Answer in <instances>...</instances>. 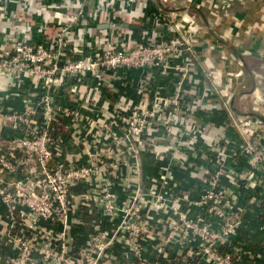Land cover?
I'll return each mask as SVG.
<instances>
[{"label": "built area", "instance_id": "1", "mask_svg": "<svg viewBox=\"0 0 264 264\" xmlns=\"http://www.w3.org/2000/svg\"><path fill=\"white\" fill-rule=\"evenodd\" d=\"M31 1L22 0L21 8L26 9ZM101 1H105L106 8L115 5L113 0ZM132 1L124 0L120 13L119 10L117 12V7L109 11L108 9L100 11L98 8L89 11L86 3L74 0L67 3L64 8L66 14L63 15L65 19L63 23L57 22V25L52 23L48 12L52 5L49 4H43L36 9L32 19L18 17L14 26L16 34H9L8 47L0 51V78H9L12 80V87L17 89L27 84L29 91L26 90V93L38 95L36 99L42 105L46 119L51 121L54 118L53 110H70L69 113L78 115V107H61L55 102V96L60 90L66 88L74 90L69 87L71 80L82 82L84 77L90 76L94 80L96 86L94 90H96L100 87L105 74L115 75V72L121 70L149 69L163 75L172 72L173 91L168 96L156 93L149 102V107L125 106L122 110L125 112L124 116L114 112L109 121L99 122L98 134L106 135L112 148L119 154V162L108 163L107 169L116 172L120 167L129 166L133 174H141L143 167L141 156L151 150L148 147L149 136L162 128L169 135H174L173 142L178 148L192 152L193 147L195 149L197 145L206 146L204 153L209 155V159L213 156L216 163L215 169L202 178L208 186L196 189L197 194L192 196L193 194L190 195L188 190L178 188L179 184L174 180L169 164H163L159 167V174L148 179L147 186H143L140 182L134 186L133 181H128L125 187L129 188L130 192L121 204L118 203L116 193L106 182H94L97 172L100 170L107 172L106 169L78 163L63 168H49L45 163L47 132H44L38 140L24 138L20 141L22 145L32 144L38 147L42 180L37 183H41L44 191L36 193L35 185L22 184L17 187L16 193L30 210L31 225L37 226L36 220L39 218H48L58 223L61 229L53 234L46 231L48 241L44 240V235L32 231L31 227L24 235L16 234L13 242L17 252L8 257L3 264H102L107 250L117 239L125 242L139 257L149 240L153 242L157 252L161 253L166 245L177 244L179 238L185 242L186 253L198 257V264H239L237 254L231 250V238L237 233L244 220L245 207L240 205V186H243L248 193L255 192L259 196L257 199L255 196L249 197L250 203L264 199V175L261 172L264 167V145L247 137L254 127L261 125V122L245 115L229 113L232 125L242 138L237 150L247 157L249 167L242 173L228 169L225 166L228 157L226 147L228 139L225 137L220 139L219 136L212 138L204 131V127L187 122L182 114L181 117L179 116V110L189 108L187 105L183 108V85L185 82L194 84L193 77L199 60L195 48V34H191L196 28L190 26V34L184 35L181 25V21L191 23V18L179 16L180 21H174L175 24L171 26L173 35L170 37L151 38L146 35L148 30L145 29L142 36H146L137 40L133 36L131 27L122 29L120 25L121 15L127 11L125 5ZM161 1L168 3L170 0ZM187 1L191 3L193 0ZM204 1L208 13L205 22L208 27L211 23L217 25L226 19L221 9L228 0ZM2 4L0 2V12L6 7ZM54 7L58 9L57 11L61 8ZM152 14L157 23L172 22L171 19H166L160 10ZM101 16L106 19L107 27L102 29L101 35L90 38L96 44L102 42L104 46L97 45L92 49L88 36L93 35V27L100 22ZM233 18L235 24H241L240 20L234 16ZM51 25L59 26L58 30L47 35ZM80 28L83 32L82 30L78 32ZM35 36L39 38L36 39ZM228 68L231 69L232 64ZM240 73L241 70L235 73L229 72L234 75ZM194 104L195 102L190 105ZM223 105L226 110H230L226 100L223 101ZM166 108L170 110L164 114ZM5 119L0 112V130ZM117 124L123 126L121 134L117 132ZM222 140L224 143H220ZM1 142L0 133V146ZM165 147L167 151L172 149L168 142ZM159 155L161 159L165 157L163 153ZM2 163L6 165L5 162ZM179 164L182 162L180 161ZM223 179H226L231 187L224 185ZM239 179L244 180L242 185L239 184ZM84 186L92 189L87 194L90 199H94L95 207L100 213L107 216L110 221L117 218L118 222L113 227L94 228L89 232L84 245L74 247L66 231L69 225V197L71 188ZM46 188L55 194L59 204H51ZM3 196L6 200L9 197L7 194ZM192 208L200 211L191 216L189 211ZM159 216H164L163 222ZM155 220L158 225L156 227L155 222L153 223ZM156 240L159 242L155 245ZM193 241L198 244L195 246L196 251L191 244ZM34 253L38 256L34 257ZM1 254L0 245V258Z\"/></svg>", "mask_w": 264, "mask_h": 264}, {"label": "crops", "instance_id": "2", "mask_svg": "<svg viewBox=\"0 0 264 264\" xmlns=\"http://www.w3.org/2000/svg\"><path fill=\"white\" fill-rule=\"evenodd\" d=\"M74 0H32L26 9L21 8L22 0H0L6 6L0 12V51L8 46V36L15 33L17 18L29 20L41 5H52L49 14L52 23H63L64 8L68 2ZM88 5V10L98 8L121 11L124 0H113L114 7L106 8L105 1L80 0ZM228 0L221 9L226 17L219 24L211 28L205 22L208 18L204 0H170L163 3L161 0H133L125 5L127 11L121 15L120 25L122 29H133V36L137 40L143 36L163 39L173 35L174 21H180L181 16L191 18V23L181 21L184 35L190 34V26L196 28V52L199 60L196 63V72L193 77L194 84L185 82L183 85L184 106L190 108L179 110L187 119L204 127V131L212 138L225 137L228 157L225 166L235 173H242L249 167L247 157L237 146L242 138L232 125L229 113L245 115L250 119H258L261 123L254 127L247 136L250 140L264 145V0ZM54 6L61 7L59 11ZM160 10L166 19L172 22H158L153 19V12ZM122 12V11H121ZM120 12V13H121ZM116 13V11H115ZM141 14H143L141 16ZM32 15V16H31ZM180 16V17H179ZM241 21L235 24L234 18ZM106 19L101 16L100 22L94 25V33L90 34V47L95 49L98 45L103 47L102 42L95 43L94 35H101L102 29H106ZM100 23V24H99ZM127 23L133 26H124ZM51 25L47 35L58 30L59 26ZM102 25H106L102 27ZM148 30L146 35L142 34ZM83 29H78V32ZM11 35V34H10ZM77 37V35H76ZM87 38V36H83ZM36 39L39 36H35ZM232 64V68L228 66ZM241 70L237 76L229 74ZM151 71V72H149ZM148 74L150 79H148ZM174 74H160L149 69H128L115 72V75L105 74L100 87L96 90L94 80L90 76L82 79V82L71 80L69 88L60 90L55 96V102L61 107H78L77 116L69 113L70 110H53V119H46L45 111L36 99V95L26 93L27 84L17 88L12 87V80L0 78V112L6 118L0 130L2 144L0 146V245L2 254L0 264L17 252L13 237L26 234L31 230L44 235V240L49 239L48 233H56L61 228L58 223L48 218L36 220L37 226L31 225V213L29 208L18 197L16 190L19 185H35L36 193L44 191L41 183V164L38 161V147L36 145H22V139L38 140L47 132L48 139L45 144V163L49 168H63L70 164L78 163L91 165L98 169H106L107 172L99 171L94 182L106 184L116 193L118 203H123L130 189L125 187L128 181H133L134 186L140 182L147 186L150 177L159 174V167L169 164L173 172V178L179 187L188 190L190 195H196V189L207 187L203 181L206 174H210L216 167L214 157L204 153L205 145H197L192 152L188 149L178 148L173 142L174 135H169L162 128L153 132L148 147L151 149L141 156L143 167L141 174L132 173L129 166L120 167L118 171L111 172L107 169L110 162H119V154L112 148L111 142L105 136L98 134L99 122L110 120L112 113L125 115L122 111L125 106L138 105L149 107V102L154 94L168 96L173 91ZM38 96V95H37ZM226 100V110L223 101ZM195 102L194 105H190ZM118 110H121L118 112ZM170 108H166V114ZM115 121V119H114ZM172 122V121H171ZM170 123V122H168ZM115 124V122H114ZM117 132H123V126L117 124ZM167 142L172 149L166 150ZM220 141V143H222ZM224 143V142H223ZM164 151H167L164 153ZM180 151V152H179ZM160 153L165 155L161 159ZM190 153V154H189ZM181 154V156L179 155ZM215 155V154H214ZM118 157V158H117ZM182 157V158H179ZM117 158V159H116ZM180 161L182 164H179ZM2 162H5L4 165ZM184 164V165H183ZM207 172V173H206ZM264 175V167L262 169ZM96 177V178H95ZM42 180V179H41ZM244 180L239 179L242 185ZM223 184L231 187V184L223 179ZM169 186V185H168ZM171 186V185H170ZM240 205H244L243 223L237 233L232 236V252L237 254L239 264H264V199L250 203L249 197L259 196L255 192H247L240 186ZM234 188V187H233ZM90 187L71 188L70 207L67 234L71 239V245L77 247L84 245L89 232L101 226L113 227L118 222L116 218L110 221L95 207V201L90 199L87 192ZM51 204H59L58 198L46 188ZM86 193V194H85ZM3 194L9 197L6 200ZM85 194V196H82ZM198 209H191L189 214L193 216ZM163 222L164 216H159ZM156 221H153V223ZM158 226L157 224L155 227ZM164 228V225H163ZM152 233L154 231L152 230ZM159 241H155V245ZM193 250L197 242L191 243ZM163 252L158 253L153 247V242L147 241L146 246L137 256L126 245L117 239L107 250L102 264H198L196 255H188L185 251V242L180 238L177 244H168ZM37 257V254H33ZM41 264V263H39Z\"/></svg>", "mask_w": 264, "mask_h": 264}, {"label": "water", "instance_id": "3", "mask_svg": "<svg viewBox=\"0 0 264 264\" xmlns=\"http://www.w3.org/2000/svg\"><path fill=\"white\" fill-rule=\"evenodd\" d=\"M124 26H133V25H130V24H127V23H124L123 24ZM106 25H102V27H105Z\"/></svg>", "mask_w": 264, "mask_h": 264}]
</instances>
